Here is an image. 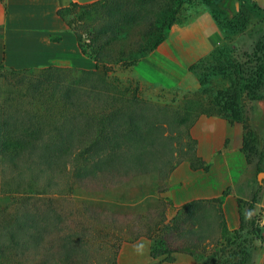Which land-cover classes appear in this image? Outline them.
Here are the masks:
<instances>
[{"label": "trees", "instance_id": "obj_1", "mask_svg": "<svg viewBox=\"0 0 264 264\" xmlns=\"http://www.w3.org/2000/svg\"><path fill=\"white\" fill-rule=\"evenodd\" d=\"M197 1L72 3L58 14L76 36L82 54L96 64L94 71L1 67L0 200L4 203L0 206V264H92L87 258L88 236L67 229L62 199L100 181L154 175L168 180L185 162L192 169L198 163L207 170L189 133L201 116L243 123L247 158L262 156L242 104L245 97L264 100V36L240 60L222 29L221 16L211 14L223 43L190 67L200 89L184 96L186 105L180 110L167 105L157 109L141 98L140 80L124 78L165 42L173 26L183 23L184 11ZM242 17L243 12L232 19ZM225 24H231L235 34L245 30L227 19ZM176 125L186 129L188 150L180 147L183 132L175 135L168 130ZM153 194L138 195L129 208L140 210L153 201ZM228 194L182 206L171 198H158L166 205L164 212L134 234H122L108 243L112 255L107 264H119L121 245L144 236L152 242L154 259L178 252L200 262L218 257L226 243L240 238L245 224L242 219L239 229L229 231L223 210ZM253 207L249 205V214ZM168 209L176 211L171 220ZM105 229H96L93 241L103 242ZM49 237L53 239L50 245ZM209 246H214L212 251ZM236 256L240 260L234 264H247L250 254Z\"/></svg>", "mask_w": 264, "mask_h": 264}, {"label": "rangeland", "instance_id": "obj_2", "mask_svg": "<svg viewBox=\"0 0 264 264\" xmlns=\"http://www.w3.org/2000/svg\"><path fill=\"white\" fill-rule=\"evenodd\" d=\"M232 1L212 0V2L204 3L203 0H198L194 6L188 7L184 11L183 23L173 26L165 40H168V43L166 42L167 44L160 51L158 49L161 46L144 58L131 73L123 74L124 78L133 77L135 80L141 81V88L139 89L141 98L148 100L147 102L154 105L157 109L167 105L171 110L176 111L183 109L186 105L185 99H183L185 95L197 93L200 89L199 81L197 75L190 70V67L207 57L216 47L223 43L222 41L209 54L199 60L192 59V49L194 43L197 42L195 36L197 34H195L193 24L204 14H209L211 17V14H219L221 16L220 20L223 21L222 29L232 42L236 55L240 60L243 59L244 54L253 52L257 41L264 36V12L258 13L261 9L251 0H239L240 13L243 12V17L240 21H235L232 17L237 16H234L231 12ZM226 19L236 27H244L245 30L239 34L233 33L231 24H225ZM199 44L201 46H198L202 49L203 44L201 42ZM242 106L246 123L250 129L255 123L260 125L264 123V100L254 101L245 97ZM152 120L158 122V119L154 120L153 117ZM168 130L175 135L181 130L183 132V141L180 147L183 151L189 149L186 145L185 134L187 132L184 127L181 128L176 125V127H169ZM196 147L197 144L194 148L197 155ZM194 165L199 166L200 164L195 163ZM180 166L174 175L175 182L182 181L188 177L187 165ZM170 180L171 178L166 180L154 175L134 180L100 181L86 188L84 187L75 196L63 198L61 205L64 209L67 229L88 236V241L90 242L87 248L88 261H91L92 264H107L110 255H112L108 243H114L122 234H134L146 222L157 219V216L159 217L164 212V208H166L165 203L159 201V199L170 198L171 196ZM167 187L168 191L164 192ZM143 193L146 195L154 193L150 197L153 201L146 206L143 205L140 210L134 211V209H130L131 200ZM3 203L0 200V206ZM39 205H42V203ZM175 213V210L168 209L166 211L168 220H171ZM136 214L141 216V218H137ZM244 223L240 238L237 240L231 239V244L226 243L223 247L224 253L219 254L215 258L209 257L200 262L189 254L178 252L154 259L151 255L152 242L147 236H144L136 242H127L121 245L118 251V263L234 264L240 260V256H236V253L250 252L255 240L263 238L264 227L261 220L256 217H252L249 220V217L246 216ZM100 227H106L104 233L106 238L104 237V241L99 243L93 241V239L98 235L95 230L100 229ZM52 240V237L48 238L49 245ZM213 248L214 246H209V251H212ZM216 249L220 251L221 247ZM177 255L181 257L180 260L176 257Z\"/></svg>", "mask_w": 264, "mask_h": 264}, {"label": "crops", "instance_id": "obj_3", "mask_svg": "<svg viewBox=\"0 0 264 264\" xmlns=\"http://www.w3.org/2000/svg\"><path fill=\"white\" fill-rule=\"evenodd\" d=\"M99 0H0V69L17 71L42 70L50 66L95 70L96 64L84 56L76 36L59 16L61 9L72 3L88 5ZM264 12V0H251ZM197 42L192 59L199 60L223 41V34L209 14L200 16L193 24ZM158 49H162L167 43ZM197 44V45H196ZM199 45V46H198ZM196 46V47H195ZM173 60V58H171ZM251 129L257 135L261 157L247 158L243 151V123H230L219 117L201 116L190 134L197 141V156L207 170L187 165L188 177L170 180L171 196L176 206L195 200L223 198V210L229 231L241 227L246 216L258 217L264 227V123ZM180 166V167H182ZM254 207L249 214V205ZM247 264H264L263 238L255 240ZM178 260L180 256H176Z\"/></svg>", "mask_w": 264, "mask_h": 264}, {"label": "water", "instance_id": "obj_4", "mask_svg": "<svg viewBox=\"0 0 264 264\" xmlns=\"http://www.w3.org/2000/svg\"><path fill=\"white\" fill-rule=\"evenodd\" d=\"M241 11L240 8V1L239 0H233L231 2V12L234 16H237Z\"/></svg>", "mask_w": 264, "mask_h": 264}]
</instances>
